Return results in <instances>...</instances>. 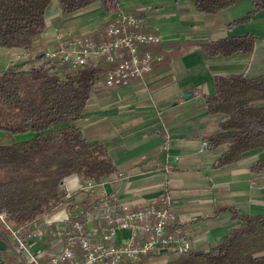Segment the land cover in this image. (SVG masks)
<instances>
[{"label": "crops", "instance_id": "1", "mask_svg": "<svg viewBox=\"0 0 264 264\" xmlns=\"http://www.w3.org/2000/svg\"><path fill=\"white\" fill-rule=\"evenodd\" d=\"M110 1L115 10L107 11L106 5L95 1L67 16L53 1L46 12V30L29 50L35 48L34 59L42 51L52 50L57 35L89 36L100 42L116 10L144 18L148 30L161 35V45L152 50L163 55L162 63L156 64L144 81L132 80L114 88L99 82L74 126L90 141L102 143L116 168L103 185L107 193L134 207L168 192L172 211L186 219L181 228L191 250H207L236 224L229 212L214 216L216 209L232 206L250 216L264 214V177L254 176L248 169L262 153H247L234 165L214 167L221 151L212 149L206 138L219 132L222 117L209 115L204 107L205 98L214 95V77L244 74L253 79L264 74V43L258 42L251 54L229 57L210 56L201 46L245 34L263 37L264 11L246 24L227 28L226 23L216 29L211 15L197 13L192 0ZM250 9V0H239L221 14L230 23ZM186 94L190 95L184 98ZM66 126L58 123L53 128ZM27 136L33 135L16 139ZM28 244L46 260L60 250L62 241L48 235ZM13 248L11 235L0 241V264H24ZM152 255L144 264H164L170 258L168 254Z\"/></svg>", "mask_w": 264, "mask_h": 264}, {"label": "trees", "instance_id": "2", "mask_svg": "<svg viewBox=\"0 0 264 264\" xmlns=\"http://www.w3.org/2000/svg\"><path fill=\"white\" fill-rule=\"evenodd\" d=\"M56 1L64 16L82 11L95 1L115 10L110 0H0V49L29 50L46 30V12ZM239 0H192L194 10L215 15ZM251 9L226 25L250 22L264 11V0H250ZM263 37L245 34L221 38L201 46L210 56L251 54ZM157 47V46H156ZM153 47H147L152 50ZM159 52V51H155ZM34 59L35 66L15 64L0 71V214L12 229L51 211L62 201V181L76 175L81 182L103 181L116 172L105 146L90 141L74 124L84 114L94 87L110 66L99 60L79 68ZM209 115L221 116L219 132L207 137L208 145L221 153L214 167L231 166L251 152L262 158L249 164L252 175L264 177V74L247 79L244 74L214 77V95L205 98ZM58 123L65 128L54 129ZM32 134L27 140L17 136ZM229 212L236 224L226 237L207 250L172 255L164 264H264V214L250 216L235 207ZM0 222V241L10 237ZM9 248V247H7ZM169 252L157 253L159 256ZM153 253L128 264H144Z\"/></svg>", "mask_w": 264, "mask_h": 264}, {"label": "built area", "instance_id": "3", "mask_svg": "<svg viewBox=\"0 0 264 264\" xmlns=\"http://www.w3.org/2000/svg\"><path fill=\"white\" fill-rule=\"evenodd\" d=\"M161 43V35L149 31L144 18L116 10L105 26L102 41L57 35L55 48L41 54L48 61L59 58V63L72 68L104 60L110 68L103 84L114 88L132 80L144 81L163 61L161 53L147 47ZM104 184L105 180L81 182L76 175L65 178L60 184L62 201L18 228H10L5 215L0 214V222L14 239V253L24 264H123L150 253L184 255L191 250L181 228L186 219L172 211L168 192L130 207L118 202L115 194L107 193ZM48 235L62 241V246L44 260L30 250L28 242L41 241Z\"/></svg>", "mask_w": 264, "mask_h": 264}, {"label": "rangeland", "instance_id": "4", "mask_svg": "<svg viewBox=\"0 0 264 264\" xmlns=\"http://www.w3.org/2000/svg\"><path fill=\"white\" fill-rule=\"evenodd\" d=\"M227 9H229V8H227ZM211 17L216 24V29L219 28L220 26L226 24V23L229 24L226 21L227 18L224 17L221 14V12H219L218 14H215V15H211ZM104 32H105V30H104ZM34 50H35V48H32V49L30 48V50H21V51L15 50V52L14 51L11 52L10 50L0 49V71H4L10 65H15V64L22 65L23 69H26L30 66H35L36 65V63L34 62L35 54H33ZM31 137L32 136H27L26 138H23V140L30 139ZM168 255L171 257L174 254L169 252Z\"/></svg>", "mask_w": 264, "mask_h": 264}, {"label": "water", "instance_id": "5", "mask_svg": "<svg viewBox=\"0 0 264 264\" xmlns=\"http://www.w3.org/2000/svg\"><path fill=\"white\" fill-rule=\"evenodd\" d=\"M43 55H41V57H42ZM188 95H190V94H186V95H183V97L185 98L186 96H188Z\"/></svg>", "mask_w": 264, "mask_h": 264}]
</instances>
